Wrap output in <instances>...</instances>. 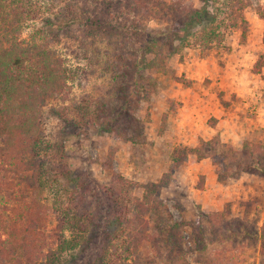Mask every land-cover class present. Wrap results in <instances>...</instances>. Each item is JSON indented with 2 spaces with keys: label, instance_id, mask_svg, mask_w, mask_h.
Returning <instances> with one entry per match:
<instances>
[{
  "label": "rangeland",
  "instance_id": "374dc122",
  "mask_svg": "<svg viewBox=\"0 0 264 264\" xmlns=\"http://www.w3.org/2000/svg\"><path fill=\"white\" fill-rule=\"evenodd\" d=\"M134 1L6 0L20 13L16 40L45 47L66 73L54 94L39 96L33 120L47 141L62 145L69 179L91 189L79 194L78 209L111 220L107 228L90 224L87 239L60 254L53 209L62 196L65 205L70 200L44 188L32 260L121 261V244L145 222L139 264H264V69L254 68L264 54V0H145L123 15ZM196 11L203 24L180 32ZM125 31L132 40L120 45ZM203 31L214 35L210 49ZM86 106L89 123L80 112ZM18 124L11 129L20 134ZM11 153L0 147L4 218L7 204L28 191L16 185L26 165ZM113 193L126 219H144L136 231L110 215L119 199Z\"/></svg>",
  "mask_w": 264,
  "mask_h": 264
},
{
  "label": "trees",
  "instance_id": "16d2710c",
  "mask_svg": "<svg viewBox=\"0 0 264 264\" xmlns=\"http://www.w3.org/2000/svg\"><path fill=\"white\" fill-rule=\"evenodd\" d=\"M146 2L145 0H135L133 3H129L128 6H132V10L128 13L123 11V15L130 16L141 3ZM7 8L6 0H0V147H7L9 151H12V158L26 165V169L18 173L20 182L16 185L27 187L28 191L24 198L20 196L19 200L12 199L7 204L5 210L9 212L8 217L4 218L0 212V237L3 238L0 241V264H36L32 260V253L39 236L42 235L41 227L44 222L42 208L38 204L37 197L40 196V191L44 188L50 187L58 194L62 195L63 193L64 196H68L70 200L69 204L65 205L62 196L59 201L55 202L56 205L53 209L57 221L54 234L60 241V254L64 252L65 248L75 250L80 242L85 241L90 224L97 228L100 225L107 228L111 226V220L107 216L99 218L96 214L92 217L91 213L78 209L83 204L78 203L79 199L83 197H80L79 194L84 190V194L88 193L89 195L91 189L83 186L80 180L76 182V180L69 179L70 174L64 161L65 154L62 145L56 146L57 144L47 141L40 129V124L37 123V120L36 122L33 120L37 117L39 106L36 102L41 99L39 96L54 94L60 87V79L66 73L60 72V68H58L60 64L57 61V66L55 65L51 52L45 47L21 46L16 40L20 28V13L8 11ZM201 11H196L193 17L190 16L188 20L184 21L179 30H186L192 22L202 25L205 17L202 16ZM203 33H205L204 40L207 41L205 46L210 49L214 35L208 31H203ZM123 38L120 45L124 41L126 43L128 40H132L128 31L124 32ZM153 43L151 42V45ZM148 45L150 46V42ZM261 61L263 62L261 63ZM254 68L258 72L264 69V54L254 65ZM37 90H39L38 94ZM90 109V106L80 109V112H83L81 114H87L86 122L88 123L92 122L90 119H92L93 112ZM18 122L15 129L20 131V134L14 133L11 129V126H15ZM31 122L35 124H29ZM54 146L56 147L53 149ZM47 149H51V151H46ZM16 161L9 163L13 166L11 171H14V174L20 168ZM180 163L181 159L175 158L173 167H178ZM25 171L31 173L25 175L23 174ZM68 181L75 183V190L69 189L66 185ZM111 196L112 200H116L118 197L119 199L111 203L110 215L112 213L119 222L125 223L126 225H123H128L132 231H136L144 219L140 216L126 219V207L122 203L120 194L115 196L113 193ZM140 205L144 208L142 203ZM146 229L147 224L144 222L134 235L130 234L129 237H135L128 245L121 244L123 254V257H120L121 261H117L120 259L102 258L100 264H139V258L135 255L139 243L137 237L139 236L141 240ZM65 230L73 231L74 237L70 240L63 239ZM121 232V228L119 233L115 231L114 235L111 234L109 237V241L119 238ZM52 255H54L53 252L48 254V258ZM132 255L133 257H131Z\"/></svg>",
  "mask_w": 264,
  "mask_h": 264
}]
</instances>
